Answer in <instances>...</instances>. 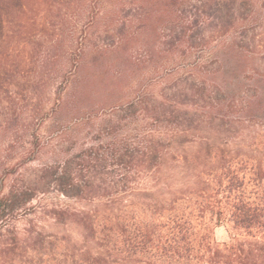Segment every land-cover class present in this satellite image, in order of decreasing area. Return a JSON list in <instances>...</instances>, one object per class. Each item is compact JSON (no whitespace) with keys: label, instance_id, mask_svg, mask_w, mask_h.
Masks as SVG:
<instances>
[{"label":"trees","instance_id":"1","mask_svg":"<svg viewBox=\"0 0 264 264\" xmlns=\"http://www.w3.org/2000/svg\"><path fill=\"white\" fill-rule=\"evenodd\" d=\"M259 107L264 0H0V264L186 257L223 204L214 185L228 198L245 169L264 175V125L230 148ZM51 114L54 164L29 168ZM51 188V208L32 204Z\"/></svg>","mask_w":264,"mask_h":264},{"label":"rangeland","instance_id":"2","mask_svg":"<svg viewBox=\"0 0 264 264\" xmlns=\"http://www.w3.org/2000/svg\"><path fill=\"white\" fill-rule=\"evenodd\" d=\"M40 18V17H37ZM51 28L52 24H48ZM49 29V32L39 31L40 39L43 41L40 49H50L54 52V32ZM41 53L36 58L43 59ZM53 64V63H52ZM52 66L54 70V64ZM52 86L50 92L54 94V78L50 81ZM261 108V107H259ZM264 108L261 110L255 108V121L245 123L242 128L237 129L233 139L235 144L231 145L232 152L247 153L252 148L249 144L250 136L262 132L264 125ZM36 123V124H35ZM39 123V124H38ZM36 129V140L34 147L37 148L41 144L40 153L27 164L29 168H40L54 164V114L49 117L39 115L38 122L34 121ZM256 145V148L264 153V137ZM241 144H237L240 143ZM263 142V143H262ZM243 143L247 146L242 145ZM32 145V146H33ZM244 172V173H242ZM241 173L244 174L245 180L242 191L234 190L228 198H222L223 193H219V186L214 185L218 193L216 196L223 200L222 206L215 213L212 219H206L204 225H198L195 232L198 233L197 239L206 235L208 239L202 244L195 243L194 250L186 255V257L178 258L173 256H152L147 261L140 264H264V175L258 178L250 174L249 170L245 169ZM240 200L252 203L256 209L258 219L252 222H240L237 215L239 210L234 206ZM35 205H45L48 209L54 205V188L47 192L39 193L36 200L32 201ZM33 212V210H32ZM255 212V211H254ZM221 215V217H218ZM34 214L27 215L26 218H32ZM218 218V219H217ZM25 224V223H24ZM53 222L45 226V230L50 234L54 231ZM171 255V253H168Z\"/></svg>","mask_w":264,"mask_h":264}]
</instances>
